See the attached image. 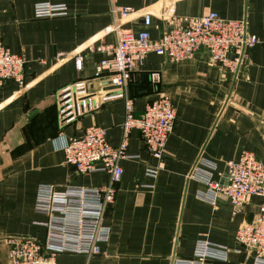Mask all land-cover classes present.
<instances>
[{
  "label": "crops",
  "instance_id": "crops-1",
  "mask_svg": "<svg viewBox=\"0 0 264 264\" xmlns=\"http://www.w3.org/2000/svg\"><path fill=\"white\" fill-rule=\"evenodd\" d=\"M37 3L67 5L69 16L36 19ZM124 7L134 12L121 19L118 9ZM208 12L243 20L248 32L264 41V0H0V40L26 61L25 87L7 81L0 90V264H9L7 239L46 240L47 229L40 223L47 218L35 212L41 185L62 190L69 185L101 188L109 182L106 173L78 174L58 147L92 125L107 130L109 144L117 147L123 101H111L62 127L59 91L79 80L88 81L98 96L110 90L96 67L115 46L116 29L134 35L147 30L156 40L169 17ZM145 14L151 15L147 28ZM127 91L136 117L161 94L170 96L175 122L163 159H151L132 130L126 154L138 158L119 163L122 175L105 217L109 243L101 245L100 255L60 254L57 263L172 264L173 259H190L195 243L207 240L228 249V263L251 264L234 237L254 221L264 199L253 197L237 212L223 198L209 205L196 198L203 186L190 173L198 159H206L217 165L213 179L224 183L225 163L244 151L264 166V50H247L235 73L211 65L203 49L178 63L149 54ZM148 165L159 166L156 179L145 175Z\"/></svg>",
  "mask_w": 264,
  "mask_h": 264
},
{
  "label": "built area",
  "instance_id": "built-area-1",
  "mask_svg": "<svg viewBox=\"0 0 264 264\" xmlns=\"http://www.w3.org/2000/svg\"><path fill=\"white\" fill-rule=\"evenodd\" d=\"M114 1V0H111ZM134 11L118 9L121 19ZM36 19L69 16L67 5L37 3L34 6ZM147 28L151 15H143ZM116 44L107 57L96 67L97 77L109 82V89L101 96L92 93L88 81L79 80L61 89L58 93V115L62 127L93 114L114 100H122L125 117L121 127L122 139L117 147L108 141V132L96 125L88 127L82 136L66 139L58 147L65 154L66 163L80 175L109 174V182L101 188L66 186L62 190L41 185L37 190L35 212L45 216L40 223L47 229L45 241L32 237L7 239L10 246L9 264H58L60 254H76L88 257L102 254L101 245L109 243L111 229L105 224L107 210L114 203L116 185L122 170L120 161L137 159L128 156L126 148L129 134L136 130L151 159L160 163L163 159L168 137L173 131L175 110L169 95L161 94L147 103L144 112L136 117L133 100L128 95L132 75L142 66L149 54L164 56L172 63L191 60L203 49L211 65L222 70L237 72L245 58V52L259 46L264 50V41L248 32L243 20L221 18L215 12L200 17L171 16L162 27L159 38L150 39L147 30L137 35L116 29ZM23 56L14 54L0 40V90L7 81H14L19 88L25 87ZM83 59L78 57L76 67L82 69ZM155 75H151L154 80ZM217 165L206 159H198L190 177L203 186L196 198L209 205L223 198L239 211L251 198L264 199V166L250 152H242L237 160L225 163V182L213 179ZM159 166H147L145 175L156 179ZM240 251L250 256L251 264H264V202L257 208L251 223L242 225L235 234ZM239 252V251H238ZM172 264H230L228 249L207 240L195 243L190 259H173Z\"/></svg>",
  "mask_w": 264,
  "mask_h": 264
}]
</instances>
